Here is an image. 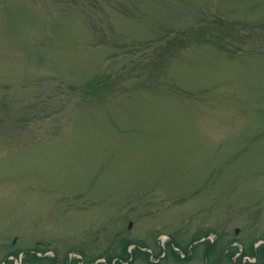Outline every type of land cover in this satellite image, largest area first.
<instances>
[{
    "label": "rangeland",
    "instance_id": "rangeland-1",
    "mask_svg": "<svg viewBox=\"0 0 264 264\" xmlns=\"http://www.w3.org/2000/svg\"><path fill=\"white\" fill-rule=\"evenodd\" d=\"M54 258L264 264V0H0V264Z\"/></svg>",
    "mask_w": 264,
    "mask_h": 264
},
{
    "label": "trees",
    "instance_id": "trees-1",
    "mask_svg": "<svg viewBox=\"0 0 264 264\" xmlns=\"http://www.w3.org/2000/svg\"><path fill=\"white\" fill-rule=\"evenodd\" d=\"M52 260H53V261H54V263L56 264V262H55V261H56V259L54 258V259H52ZM109 260H111V259H109ZM127 260H128V259H127ZM121 262H122V261L118 262V264H122ZM110 263H111V261H109V262H108V264H110ZM124 263H125V262H124Z\"/></svg>",
    "mask_w": 264,
    "mask_h": 264
},
{
    "label": "water",
    "instance_id": "water-1",
    "mask_svg": "<svg viewBox=\"0 0 264 264\" xmlns=\"http://www.w3.org/2000/svg\"><path fill=\"white\" fill-rule=\"evenodd\" d=\"M132 226H133V224H132V223H130V228H132ZM237 233H239V230H237Z\"/></svg>",
    "mask_w": 264,
    "mask_h": 264
},
{
    "label": "bare ground",
    "instance_id": "bare-ground-1",
    "mask_svg": "<svg viewBox=\"0 0 264 264\" xmlns=\"http://www.w3.org/2000/svg\"><path fill=\"white\" fill-rule=\"evenodd\" d=\"M37 251V250H36ZM36 251H34V253L33 254H35L36 253ZM38 252V251H37ZM39 253V252H38Z\"/></svg>",
    "mask_w": 264,
    "mask_h": 264
}]
</instances>
